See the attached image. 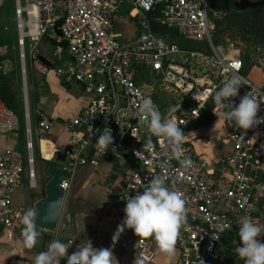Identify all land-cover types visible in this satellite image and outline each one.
Listing matches in <instances>:
<instances>
[{"label": "built area", "instance_id": "1", "mask_svg": "<svg viewBox=\"0 0 264 264\" xmlns=\"http://www.w3.org/2000/svg\"><path fill=\"white\" fill-rule=\"evenodd\" d=\"M7 2L0 0V13ZM123 5L140 28L129 40H121L114 31V16ZM212 10L209 0H15L22 58L27 41L36 44L43 37L66 41L68 56H60L55 73L65 82L83 84L91 96L71 121L69 145L50 146L43 153L67 159L62 169L65 176L57 187L65 198L79 166L97 164L109 153L128 155L115 187L119 203L125 206L126 200L141 194L155 176L163 178L165 185L178 191L185 201L186 223L179 230L173 252L180 264L216 260L223 234L233 231L244 216L258 219L255 216L261 213L259 205L264 198V123L231 131L227 136L231 151L214 164L201 158L186 138L202 110L214 103V90H219L232 72L247 82L237 97L229 98L233 106L251 91L259 100L257 117H264V88L244 74L238 56L225 55L212 43ZM154 19L191 42L207 43L210 51L183 49L164 40L152 28ZM9 52V44L0 39V70ZM31 53L37 55L35 45ZM158 83L173 98L178 97L174 108L160 104ZM144 98L157 106L164 120L175 121L184 132L182 158L192 161L190 167L184 168L170 158L167 140L151 135L136 118ZM228 107H219V112ZM34 115L36 124L25 102L24 150L6 148L0 153V233L5 232L8 239L14 236L15 191L26 180L30 187L37 186L35 134L43 138L53 126L42 110L36 109ZM19 129L18 114L0 97V134ZM108 131L113 144L102 152L96 146L97 137ZM155 243L151 236H138L137 260L153 263Z\"/></svg>", "mask_w": 264, "mask_h": 264}, {"label": "rangeland", "instance_id": "2", "mask_svg": "<svg viewBox=\"0 0 264 264\" xmlns=\"http://www.w3.org/2000/svg\"><path fill=\"white\" fill-rule=\"evenodd\" d=\"M245 14L249 15L250 11L243 9L241 12L232 15L230 11H228L227 7L213 9L210 13V19L213 26L211 40L213 34L217 37H220V44H214V42H212L216 49L220 50L225 55L239 56L241 57V59L248 58L249 61H252V71H254V73L256 72V74L259 75L260 78H264V38L253 39V37H250L252 36V33L247 29V24H245L243 21ZM5 26L7 28H4ZM224 31L226 32L225 35ZM0 35L1 38L4 39V41L8 42L10 46V52L6 58L7 66L6 68H4V70H6V75L9 77L14 91H16L17 95H22V80L24 77L22 63L24 59L22 58L23 49L18 42L19 34L16 27L15 0H8L0 13ZM45 42L48 41H41V43L38 45V50L43 53H47L45 56L49 59L53 58V55L48 53H52L54 48L53 46ZM203 47L204 49L208 48V46H205V44ZM25 51H27L28 54V77L30 78L31 83V98H33V96H35V93L36 96H38L36 91L38 89V85H36V79L41 75V69H43V67L37 61V57H35L33 61L30 59L29 41H27ZM59 85L63 87V91L57 88L54 93L56 94V97L61 99V102H63V111L65 112V115H67V117H72L75 113V107H78L82 103L79 102V99H82V101H84V94L77 84ZM157 86L159 90L158 93L160 96V104L164 108H174L175 104H177L176 102L178 97L173 98V94L167 93L159 83L157 84ZM33 110L35 111V107L33 108ZM17 112L20 117V131L18 130V133L12 132L9 136H11L13 143H15L16 145L18 144V148H24L25 137L23 136L22 128L23 104L22 98L20 101L19 96L17 98ZM71 117L70 119H72ZM235 128L236 126L234 122L232 124H229L227 121L225 122L222 113H220L218 114L214 131H203L197 128L191 130L187 136L188 138H192L195 140L194 144L197 148V151L200 150L198 147L199 145H201L203 147V151H207V156L211 157L210 150L213 146V143L216 142L215 138L217 137L220 139V141H223L224 139H226L228 133L233 131ZM203 133L205 134L202 135ZM1 137H3V135H1ZM36 137L37 135L35 134V138ZM220 145L219 148H223L222 145ZM225 149L226 148H223V150ZM36 157L37 169L40 174V169L43 170L42 168L45 161L39 155H37ZM110 170L111 168L109 163L104 162L99 169V173L93 175L84 190H81L82 194L78 199L80 200V206L78 210L81 213V227L79 231L73 235V241L78 247H82L85 244L91 242L94 248H111L112 250H114L115 244L111 243H113L115 240H113L112 237L116 232L117 227L123 224L125 213H121L118 217H116L114 214L115 197L110 192V186H108L104 181L105 176L110 172ZM45 171H47V169H45ZM87 178H85L84 181H81L78 178L75 186L73 187L72 198H74L75 194L78 192L81 185L86 181ZM46 184L47 183L43 181L44 191ZM26 197L25 187L21 188V194H19L18 197L16 195V198L14 200V205L21 211L18 215L16 235L14 239L11 240H8L5 237L0 239V264H23L24 261L32 264V261L27 258L28 251L26 249H37L42 245L41 233L43 234L44 231L37 227V230L40 232V236L38 237V241L35 247L26 248L24 246L22 234L24 225L22 223V215L27 209H33L36 212L35 203L37 202V198H39L38 195L33 193H30V195L27 197V200H25ZM260 205L261 210L264 212V202H262ZM116 208L118 207L116 206ZM253 221L257 224L264 225V218L255 219ZM69 236L71 235H63V237L65 238H69ZM136 237L137 235L133 232L132 229L124 228V231L119 235V238L117 240L127 245L128 249L132 252L135 248ZM259 239L261 240V242H264V232L261 233ZM234 244L235 248L239 246V236L234 241ZM233 253L236 254L235 260H228L227 258L218 255L216 259L218 260V264H240L242 258L238 256L235 249L233 250ZM171 257L172 256L168 257L161 255L159 260L162 262V264H174Z\"/></svg>", "mask_w": 264, "mask_h": 264}, {"label": "clouds", "instance_id": "3", "mask_svg": "<svg viewBox=\"0 0 264 264\" xmlns=\"http://www.w3.org/2000/svg\"><path fill=\"white\" fill-rule=\"evenodd\" d=\"M242 85H247L244 78L237 72H232L219 90H214L212 99L219 107L225 104L229 106L222 113L225 122H234L237 128L247 130L264 123V117H257L259 100L251 91L240 98L238 105L233 106V101L229 98L237 97ZM136 118L147 126L151 135L167 140L170 158L177 159L184 168L191 166L189 158H182L184 132L175 121L164 120L149 98H144L139 104ZM113 140L111 131L104 132L97 137L96 146L105 152L112 146ZM148 144H151L150 139ZM123 211V224L117 227L112 239L117 240L124 228H128L137 236L153 237L162 252L169 256L173 254L179 230L186 223L187 213L181 194L167 187L163 178L153 177L141 194L126 200ZM36 215L33 209L25 210L22 215L23 243L26 248L35 247L40 236L36 227ZM262 232L264 225L257 224L249 216H244L239 221L240 244L235 251L245 264H264V242L259 239ZM65 257L66 264H113L114 255L111 248H94L91 242L68 254L65 244L56 240L50 243L47 251L36 256L35 264H60L61 258Z\"/></svg>", "mask_w": 264, "mask_h": 264}, {"label": "crops", "instance_id": "4", "mask_svg": "<svg viewBox=\"0 0 264 264\" xmlns=\"http://www.w3.org/2000/svg\"><path fill=\"white\" fill-rule=\"evenodd\" d=\"M4 28H7V27L5 26ZM139 30H140L139 25H138L136 19L129 13L128 8L125 5L121 6L119 11L114 16V31L116 32L118 37L121 40H129V39L137 36L139 33ZM0 39H2L1 35H0ZM2 40H4V39H2ZM43 40H47L48 42H45V43L53 46V48H54L53 52L48 53V54H52L53 58L49 59L48 57L45 56L47 53H43V52L38 50V45ZM53 41H56V43H54ZM6 43H8V42H6ZM65 44L66 45H63L62 41L58 42V40L53 39V38H49V37H43L36 44L34 42H29V46H30L29 57H30V59L33 61L34 58L37 57L38 58L37 61L43 67V69H41V75L36 79V81H37L36 85H38V89H39V91H38V89L36 90L38 96H36V93H35V96H33V98H31V92H30L31 83H30V78L28 77V62H27L28 54H27V51H25L26 45H27V42H26V44L24 46L25 58H24L23 63H22L23 69H25L24 77L22 80V95H17L16 91H14L15 96H16V101H17L18 96L20 98V101L22 98L23 126H24L25 102H27L31 113L33 114V117H32L33 118V120H32L33 124H36L37 120H38L36 118V116L34 115V112H35L33 110L34 107H35V110L36 109L42 110L53 121V126H52L51 130L49 131L47 138H40V137H36L37 139L34 138L36 156L39 155L42 159H44L43 153L46 151V149L48 150V148L50 146H54V145H56V146L57 145L67 146V145H69L71 121L89 103L90 97H91L90 94L86 91L83 84H81L79 82H75V81L65 82L59 76H57V74L55 73V67L60 62L59 61L60 56H62L63 58H66L68 56L67 52H66L68 43L65 41ZM34 45H35V48L37 50L36 56H33L31 53ZM59 48H62V51L60 53H59V51H60ZM40 56L46 57L51 62V66H46V65L42 64V62L39 59ZM6 58H7V56L1 62L3 69L0 70V75L6 74V70H4V68H6V66H7V64H6L7 59ZM249 76L257 84H259V85L264 84V78H260V76L257 75L256 72L254 73V71L251 70L249 72ZM59 84H64V85L77 84L84 94V101H82V99H79V102H82V103L78 107H75L74 115L72 117L70 116L72 119H70V117H67V115H65V112L63 111L64 110L63 109V102H61V99L56 97V94L54 93V91L57 90V88H59L60 90L63 91V87ZM34 85H35V82H34ZM219 111H220L219 107L215 106L213 109V112H214V114L216 113V115H215V118L213 119V121L209 125H197V122L200 120L199 119L196 123H194L192 126H190V128L186 132V138L189 139L194 144L195 140L192 138H188V136H187L191 130L198 128V129L203 130V131H214V127H215V124L217 122L218 114L221 113ZM16 113L18 114V112H16ZM34 120H35V122H34ZM19 131H16V133H18ZM204 134L205 133H203L202 135H204ZM1 135H3V137H1ZM9 135H11V134L10 133L0 134V153L6 148H17L20 150H24L23 147L18 148V144L16 145L15 143H13L12 138ZM23 136L25 137L24 129H23ZM43 139H45V140H43ZM215 141L216 142L213 143L214 147L212 146L211 150H210L211 157L207 156L208 155L207 151L206 152L203 151V147L201 145H199V147H198L200 149L199 150L200 152L197 151V148L195 147V144H194V147L196 149L197 154H199L201 158L207 159L211 164H214L217 160H219L220 157H223L225 155V153L227 154L231 151V144L227 141V137L223 141H220V139L216 137ZM24 144H25V142H24ZM220 144L222 145L223 148H226V149L225 150H223V148L220 149L219 148ZM127 158H129L128 155L109 153L106 156H102L99 159L97 164H88L84 167L79 166V168L76 172V176H75V180H74V184L72 186V189L67 194V196L64 198V202H63V206H62V210H61V215H60V219L58 221V226H57L56 230L51 231V230L40 228L42 231H44L43 234L41 233V236H42L41 247H39V248L36 247L37 249L33 248L32 250L26 249L28 251L27 252V254H28L27 258L30 261H32V264H35L36 256L40 252H43L45 250L46 243H49V245H50L51 242L56 241V240H59L60 242L65 244V246L68 248V254H71L73 251L79 250L80 247L75 245V243L73 241V235L75 233H77L81 227V223H80L81 213L78 210V208L80 206V200H78V199H79V196L82 194L81 190L82 189L84 190V188L90 182V179H91V177H93V175L99 173V169L104 162L109 163L110 168H111L110 172L105 176L104 181L108 186H110V192L115 197L114 214L116 217H118L121 213L124 212L123 209L125 206L117 201V197L115 194V187H116V183L120 177V174H121L122 170L124 169L125 164H123V163L126 161ZM47 166H48V164L45 161L44 166L42 168L43 170L40 169V174H39V171L37 169V159H36L37 186L34 188L30 187L28 180H26L24 185L21 187V188L25 187V192H26L27 197L30 195V193L38 195L39 198H37V201L39 199L45 197V192H43L44 191L43 181L47 182L51 178L49 171H48L49 168H47ZM57 167L63 169V166H57ZM45 169H47V171H45ZM78 178L81 181H84L85 178H87V179L81 185L80 189L75 194L74 198H72L73 187L75 186V183L78 180ZM21 188H19L18 190L15 191L14 200L16 198V195L18 197L19 194H21ZM27 188H28V190H27ZM27 197L25 200H27ZM71 199H72V202H71ZM262 202H264V198L261 200L260 204ZM13 205H14V202H13ZM116 206L118 208H116ZM259 206L261 209V205H259ZM14 209L16 212V216H15L14 236L11 239H14V237L16 235V231H17L16 227L18 224L17 223L18 215L21 212L20 209L16 208L15 205H14ZM36 213H37V211H36ZM68 234L71 235V236H69V238L63 237V235H68ZM4 237L8 239L5 232L0 233V239L4 238ZM11 239H8V240H11ZM113 240H115V239H113ZM137 240H138V236L136 237L135 248L132 252L128 249L127 245H125L121 241L115 240L113 243H111V244H115L114 250H112L113 255H114V257H113L114 264H148V263H143V262L137 260V256H136ZM49 245L47 246L46 251L48 250ZM155 247H156L155 261L153 263H149V264H162V262L159 260L160 256L164 255V256L169 257V255L165 254L164 252H162L160 250V248L157 245V242L155 243ZM170 256H172L171 258H172V261L174 262V264H180L178 262V260L176 259V256L174 254H172ZM23 264H29V263L27 261H24ZM60 264H66V257L61 258Z\"/></svg>", "mask_w": 264, "mask_h": 264}, {"label": "trees", "instance_id": "5", "mask_svg": "<svg viewBox=\"0 0 264 264\" xmlns=\"http://www.w3.org/2000/svg\"><path fill=\"white\" fill-rule=\"evenodd\" d=\"M209 4L211 9L227 7L228 11H230L232 15L241 12L243 9L249 10L250 14H245L243 21L245 24H247V29L252 33V36L250 37H253V39L264 38V0H209ZM155 15L156 17H159V11H156ZM152 28L164 40L168 42L177 43L183 49H189L194 51L202 50L204 52L210 51L208 44L205 43V46H208V48L204 49V43H196L189 41L188 39L184 38L181 34H179L176 29L169 28L160 20L154 19ZM225 33L226 32L224 31V35ZM53 42L56 43V41ZM212 42H214V44H220L221 38L213 34ZM62 44L66 45L65 41H62ZM239 58L241 59V57ZM241 60L243 63V72L244 74L249 76V72L252 70V61H249L248 58H244ZM261 86L264 88V84ZM0 97L9 109L13 110L14 112H17V101L14 89L9 80V77L6 74L0 75ZM214 107L215 104L211 103L207 106L206 109L202 110L201 118L197 122V125H209L213 121V119L215 118V114L213 112ZM48 133L43 138H47ZM43 158L44 161H46L48 164L47 168H49V166L51 165L65 166V164L67 163L66 158L58 155L47 156L43 154ZM255 218H264V212L261 211V213H258ZM238 228L239 222L234 224L233 231L223 234L222 241L217 247V253L219 256L225 257L228 260L236 259V254L233 253V250L235 249L234 241L238 237ZM48 245L49 243H46L44 251H46ZM209 264H218V260H213ZM240 264H245L243 259H241Z\"/></svg>", "mask_w": 264, "mask_h": 264}, {"label": "water", "instance_id": "6", "mask_svg": "<svg viewBox=\"0 0 264 264\" xmlns=\"http://www.w3.org/2000/svg\"><path fill=\"white\" fill-rule=\"evenodd\" d=\"M39 59L42 64L51 66V62L46 57L40 56ZM48 171L51 178L45 186V197L35 203L36 227L54 231L58 226L64 202V193L57 185L64 178L65 172L55 165L49 166Z\"/></svg>", "mask_w": 264, "mask_h": 264}]
</instances>
